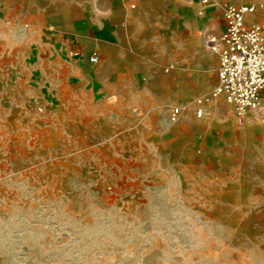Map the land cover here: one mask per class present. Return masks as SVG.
I'll return each instance as SVG.
<instances>
[{
    "label": "rangeland",
    "instance_id": "1",
    "mask_svg": "<svg viewBox=\"0 0 264 264\" xmlns=\"http://www.w3.org/2000/svg\"><path fill=\"white\" fill-rule=\"evenodd\" d=\"M187 1L189 29L132 38L123 22L94 97L55 60L91 36L87 1L0 0V264H264V114L223 97L195 114L223 4L264 0Z\"/></svg>",
    "mask_w": 264,
    "mask_h": 264
},
{
    "label": "crops",
    "instance_id": "2",
    "mask_svg": "<svg viewBox=\"0 0 264 264\" xmlns=\"http://www.w3.org/2000/svg\"><path fill=\"white\" fill-rule=\"evenodd\" d=\"M86 1L83 13L76 12L75 15L78 25L82 18L85 19L88 25L86 32L91 36L88 37V41L80 46L64 44L62 49H69L72 56L65 58L60 48L57 51L58 57H55V60L60 65L67 67L69 85L74 80H77V85L91 92L94 97L101 91L102 86L98 76L99 70L94 67L95 64L91 63L90 57L94 53H98L100 58V52L105 58L104 61L110 55H113L114 58L116 57L115 53L118 49L119 37L124 31L123 22L129 26L126 32L130 33L132 38H136L138 36L136 35L137 33H139V36L146 38H158L164 32L171 31V28L168 30V27L173 22H180L187 29L190 27L187 19L189 15L187 12L189 11L184 9L188 2L187 0H180V2L174 0L173 4L171 3L172 0L170 2L167 0H102V6L91 4L90 1L96 3V0ZM171 4L172 6L169 7ZM201 11L204 13V10L199 9V15L203 14L200 13ZM139 18H141V21H138ZM223 25H225L224 18ZM78 28L80 27H77V30ZM187 31L189 32V30ZM191 33L194 32L191 30ZM146 42L144 41L142 44L143 48L147 47ZM194 51L203 55L200 58L201 62H207L203 49L198 48ZM217 69L219 68L217 67ZM56 74L57 72L53 75ZM49 91L43 94L41 102H45V105L51 108L54 105L52 97L54 94L53 91Z\"/></svg>",
    "mask_w": 264,
    "mask_h": 264
},
{
    "label": "built area",
    "instance_id": "3",
    "mask_svg": "<svg viewBox=\"0 0 264 264\" xmlns=\"http://www.w3.org/2000/svg\"><path fill=\"white\" fill-rule=\"evenodd\" d=\"M200 1L204 7L211 4V0ZM223 18L224 31L212 35L209 41L211 50L220 59L218 83L208 95L196 98L195 114L203 117L208 104L221 97L234 107L240 118L249 110L264 114V2H226ZM90 61L97 64L98 53ZM184 112L182 106L172 107L170 122L178 123Z\"/></svg>",
    "mask_w": 264,
    "mask_h": 264
}]
</instances>
